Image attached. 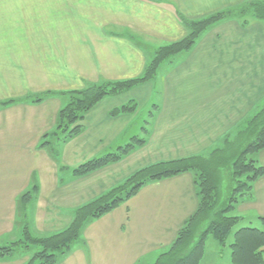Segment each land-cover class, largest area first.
Wrapping results in <instances>:
<instances>
[{
  "label": "crops",
  "instance_id": "obj_1",
  "mask_svg": "<svg viewBox=\"0 0 264 264\" xmlns=\"http://www.w3.org/2000/svg\"><path fill=\"white\" fill-rule=\"evenodd\" d=\"M253 1L264 0H0V104L51 95L35 104L0 106V219H13L0 229V248L20 239V219L30 218L25 192H32L28 202L36 204L33 226L51 233L69 226L78 205L111 188L106 169L86 178L72 170L141 135L147 109H159L153 138L164 161L213 146L215 141L203 146L212 136L213 118L226 116L231 102L244 101V111L264 96V25H220L186 60L176 57L182 63L164 60L151 80L96 104L76 123L80 131L73 140L63 144L53 132L68 93L140 79L155 51L186 37L188 22ZM131 100L139 112L110 116ZM176 136L184 145L167 141ZM254 158L264 167V148ZM195 181L191 171L147 183L89 221L58 264H154L198 209ZM249 198L239 213L264 230V176L253 183ZM18 257H1L0 264H22ZM204 257L203 251L198 264Z\"/></svg>",
  "mask_w": 264,
  "mask_h": 264
},
{
  "label": "rangeland",
  "instance_id": "obj_2",
  "mask_svg": "<svg viewBox=\"0 0 264 264\" xmlns=\"http://www.w3.org/2000/svg\"><path fill=\"white\" fill-rule=\"evenodd\" d=\"M246 4H242L240 6L233 7L226 11H222L224 13V18H221L220 20L209 24L208 27L203 32L197 35L196 39L192 40L193 44L189 48L187 47L186 49H184V51H180L175 54L171 53L172 55L168 56V58H166L165 61L174 60V62L176 63L178 62L177 64L182 63L193 53V48L197 47L198 43L201 40H204L205 38L206 40H208L210 35H213L210 33L216 28L219 29L220 25L230 23L231 21H236L238 25L242 27L244 24L248 22H256L258 24L264 25V21H259L253 18L252 15L246 13V9H245ZM156 53L157 51L153 53L152 58L149 62L152 61ZM180 55L184 57V60L182 62L176 60V59H180V57L176 58ZM154 74H156V71ZM131 89L132 88H130L129 90L128 89L122 90L119 93H117V95L112 97H119L120 95H124L127 92H129ZM102 101H104V99H102L100 102ZM66 102L67 103L65 105H68L70 103L69 98L66 100ZM134 103L135 100L133 101L131 100L130 103H126L121 106L127 108L128 111L117 112L121 108L119 107V109H114L109 114L111 117H115V118L119 117L120 115H128V116L135 115L137 111L139 112V110L136 109ZM244 106L246 105H244V101L241 100L231 102V107L228 108V113L226 114V116H224L223 118H218V117L213 118L212 119L214 120L212 127L213 132L211 133L212 136L210 140L205 141L203 145L205 146L208 145L211 141H215L213 146L202 152H199L198 153L199 155L198 154L191 155L190 157V158L192 157L197 158L195 163L196 164L198 163V166L200 168H202L203 166L204 168L203 171H207L206 175L208 174L209 180L214 181V188H215L214 190L215 192L214 193L212 192L209 195L210 196L209 199L211 200V202L208 210L210 213L207 214L205 218L199 222V225L194 228V231L192 233L193 238L191 239V247L201 240L202 238L201 234L205 232L208 228H210L212 225L223 223L224 220H225L224 223L226 222L228 223V220L236 222L235 225H233L234 227H232L229 230L228 236L225 238V242L223 243V245H221L219 242H215L211 236L207 237L206 242L204 244L205 259L200 264H233L231 260L232 257H231L230 244L234 241V237L236 235L235 233L242 228L263 230L261 229V227H259L260 224H258V227H256L257 223L255 222L253 223L252 220L250 222L247 219H243V216L239 213V209H238L239 205H241L243 201H247L250 199L249 195L251 190L247 188H250L249 185L252 181H251L250 173L239 176L238 167L242 166L243 169L246 171L247 169L252 168L251 162L253 161V158L257 154H259V151H257L258 150L257 141L260 140V139L258 140L259 138L258 136L260 135L259 133L264 131V96L259 98L256 102H252L251 106L250 107L248 106L246 110L243 111L242 109ZM144 116H145L146 125L143 127L142 134L133 137L125 145L116 148V151L114 153H110V154H115L114 156L118 157L116 161L115 159L110 157L109 159V162L111 161L110 163L99 167V169L96 171L87 173V175L76 176V177L86 178L88 175L91 174L94 175V173L98 172L101 169L102 170L106 169L105 175L110 176L109 179L111 181L110 183H107L106 187L108 185H111L110 186L111 188H108L106 191H104L101 194L103 195L105 194V192H108L115 187L121 186L128 179L133 177L134 174H137L138 172L145 170V168L156 165L157 163L167 162L163 160L164 157L159 158L160 156L159 154L162 151H159L160 148L158 144L159 140L154 139L155 137H157L155 131L156 128H158L159 126V121H158L159 109H157V107H154L152 109L151 108L147 109V114L146 112H143L142 114V118H141L142 120ZM173 125L177 126L178 123L172 122L171 126ZM133 130H135V125H133ZM62 137L63 135L60 136L61 142H63V139H61ZM75 137L76 136H74V138ZM176 137L168 138L167 141H171V143H173L174 145H179V144L184 145L183 137H177V138ZM192 138L193 137H187L185 138V140L190 142ZM254 141L256 143H253ZM65 143L67 142L64 141L63 144ZM144 150L147 151L138 153L141 154L139 155V157L133 156V158L128 159L130 158L131 155ZM110 154L103 157L106 158ZM142 156H145V158H142ZM139 160L141 161L139 162ZM235 162L236 164L238 163L237 164L238 166L237 168L234 169ZM30 193L32 192L27 191L23 195L24 196L23 204L24 205L27 204L28 209L31 204L32 208L30 212H29L30 209L28 210V213H30V218L28 217L27 220L25 217L20 219L21 238L14 239L11 242H6L5 247H2V248H7L10 251L9 254L6 256L9 255L19 256L20 259L23 260L22 264H27L34 257V255H38V253L43 250V247L39 244L40 241L52 235L58 234L64 230V229H60L48 233V232H43L41 229H35L32 223V217L34 216V214H36L35 210L33 209L34 205L36 204L35 202L33 204V201L28 202L30 199ZM100 196L89 200V202L99 198ZM89 202L78 205L77 208L85 204H88ZM40 205L42 204L40 203ZM77 208H75V210H77ZM45 212L46 211L43 210L40 206L39 209L37 210V215L40 214L42 216V214H45ZM9 223L12 224L13 219H0V229H5L4 226ZM11 228H13V225H11ZM25 231L26 233L29 234V241L23 238V234ZM73 243L74 242H72V246ZM72 246L70 245L68 249L63 250L60 253L66 254ZM188 246L187 245L184 246L181 253L182 257L184 253H187L188 250L190 249V247ZM216 248H218L217 249L218 254H215Z\"/></svg>",
  "mask_w": 264,
  "mask_h": 264
},
{
  "label": "trees",
  "instance_id": "obj_3",
  "mask_svg": "<svg viewBox=\"0 0 264 264\" xmlns=\"http://www.w3.org/2000/svg\"><path fill=\"white\" fill-rule=\"evenodd\" d=\"M245 9L246 13L252 15L253 18L259 21H264V2H250L246 4ZM221 18H224L223 12L211 14L204 19L196 20V22H188L186 24L188 27V34L186 37L181 41L159 48L155 57L147 65L144 73L142 74L143 76L140 79H130L128 81L118 82L107 81L101 84L86 86L80 91H72L68 93L66 96L69 98L70 103L60 109L57 117V126L53 132V136L58 137L63 135L61 138L63 139L62 143L73 139L80 131L76 123L81 121L85 117V114L93 109L102 99L115 96L122 90H129L134 86L136 87L141 85L143 82L151 80L159 65L162 64L161 62L168 58V56L172 55L171 53L175 54L180 51H184L187 47L189 48L193 44L192 40L196 39L197 35L203 32L209 24L216 22ZM48 96L51 95H33L17 101H7L0 104V106H8L12 103H23L28 101L35 104L41 102L43 98ZM120 111H128V109L121 107L117 112ZM259 134L258 140H260L257 141V151L260 152V150L264 148V131ZM58 138L60 139V137ZM253 143L256 142L254 141ZM114 155L115 154H110L106 158L101 157L95 160L87 161V163H84L72 170L73 174L75 177L84 176L87 175V173L96 171L99 167L110 163V157L116 161L118 157ZM196 160L197 158L192 157L176 161L157 163L156 165L149 166L145 168V170L134 174L133 177L128 179L121 186L115 187L110 191L105 192V194L101 195L99 198L77 208L69 226L60 233L40 241L39 244L43 247V250L39 252L38 255H34V257L27 264L60 263V261L67 256L69 250L66 254L60 252L68 249L70 245L72 246V242H76L79 235L83 231L84 226L88 224L89 221L99 219L101 216L112 212L113 209L122 205L125 200L133 197L134 194H136L137 191L147 183L157 182L158 180L168 179V177L177 176L180 175V173L191 171H193L194 177L196 178L195 183L199 195L198 201H200L198 209L193 217L185 223L182 230L179 231L175 241L168 251L160 254L154 264H198L203 255L205 247L204 241L208 234L212 235L216 242L223 245L225 238L228 236L229 230L234 227L233 225H235L236 222L228 220V223H224V220L223 223L212 225L201 234V240L191 247V239L193 238L192 233L194 228L197 227L199 222L210 213L208 210L211 202L209 195L212 192H215L214 181L209 180L208 174L206 175L207 171H203V166L200 168L198 163H195ZM237 164L236 162L234 163V169L237 168ZM251 164V170L247 169V171L244 170L242 166L238 167L239 176L250 173L252 182L249 185L250 188H247L250 190H252L253 183L264 176V167L257 166L255 158H253ZM23 197L24 196H22V198ZM260 221L264 223V219H260ZM235 234L234 241L230 244L232 263L264 264L262 256L264 249V230L242 228ZM23 238L29 241V234L26 233V231L23 234ZM185 245H189L188 247H190V249L187 253H184L182 257L181 253ZM9 252L10 251L7 248L0 249V258L8 255Z\"/></svg>",
  "mask_w": 264,
  "mask_h": 264
}]
</instances>
